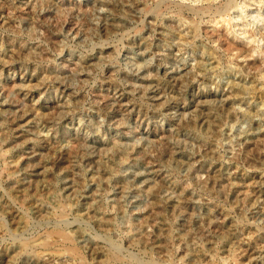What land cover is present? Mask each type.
I'll return each mask as SVG.
<instances>
[{"label":"rangeland","instance_id":"1","mask_svg":"<svg viewBox=\"0 0 264 264\" xmlns=\"http://www.w3.org/2000/svg\"><path fill=\"white\" fill-rule=\"evenodd\" d=\"M263 19L0 0V264H264Z\"/></svg>","mask_w":264,"mask_h":264},{"label":"bare ground","instance_id":"2","mask_svg":"<svg viewBox=\"0 0 264 264\" xmlns=\"http://www.w3.org/2000/svg\"><path fill=\"white\" fill-rule=\"evenodd\" d=\"M227 5H225L222 9L220 8L218 11H216V9H215V13L217 12L218 14H223L224 13V11L226 12L232 5H233V3H231V2H229V3H226ZM212 6V5H211ZM222 6V5H221ZM208 8H209V6H207ZM202 9H203V11L202 12H207V10L209 11V9L208 8H206V7H201ZM167 9V8H166ZM180 10H178V11H175L176 12V14L177 15H181V16H185V14H187L188 12L187 11H184L183 9L181 10V8H179ZM200 9V8H199ZM212 9V8H211ZM175 10V9H174ZM195 10V9H194ZM170 12H173V11H171V10H169ZM168 11V12H169ZM187 12V13H186ZM167 13V12H166ZM197 13V12H196ZM210 13V12H209ZM214 13V14H215ZM163 14V13H162ZM175 14V13H174ZM195 14V13H194ZM163 15H165V14H163ZM216 15V14H215ZM171 17V16H170ZM173 17V16H172ZM264 20V19H263ZM193 32V31H192ZM190 33V34H188V35H186V36H184L183 37V39H187V38H191L192 39V37L194 36V34L193 33ZM183 36V35H182ZM195 37V36H194ZM142 54V52L140 53V55ZM182 68L183 67H179L178 65H174V66H171L169 69H170V74H169V76L171 77V78H173V80L175 81V82H179L178 80V78L182 75L181 74V70H182ZM183 78H185V77H183ZM182 78V79H183ZM181 79V78H180ZM181 79V80H182ZM213 98V97H212ZM219 100V99H218ZM57 230V229H56ZM57 231H59V230H57ZM60 232V231H59ZM54 233V232H53ZM59 234V233H58ZM64 237V236H63ZM66 238V237H65ZM31 242H34V240L33 239H31V240H28V241H26V242H23V245L24 246H26V245H28L29 243H31ZM38 243V242H37ZM34 245H36V244H34ZM47 245V244H46ZM112 258V257H111ZM114 258V257H113Z\"/></svg>","mask_w":264,"mask_h":264}]
</instances>
